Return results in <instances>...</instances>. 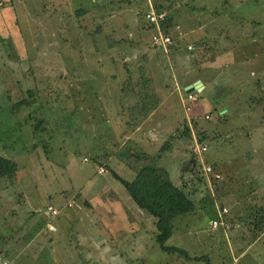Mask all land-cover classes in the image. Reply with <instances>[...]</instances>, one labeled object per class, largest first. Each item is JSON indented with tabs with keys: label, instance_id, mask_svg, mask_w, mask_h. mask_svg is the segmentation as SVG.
I'll return each instance as SVG.
<instances>
[{
	"label": "rangeland",
	"instance_id": "obj_1",
	"mask_svg": "<svg viewBox=\"0 0 264 264\" xmlns=\"http://www.w3.org/2000/svg\"><path fill=\"white\" fill-rule=\"evenodd\" d=\"M112 1L0 0V155L17 165L13 178H0V264H264V243L236 258L238 241L221 237L220 228L209 222L222 203L231 212L249 204L243 196L249 198L244 193L254 179L249 165L239 164L242 155L264 160V0H172L178 3L168 11L179 26L166 29L173 47L175 37H182L193 51L196 41L188 34L199 26L208 40L227 36L242 46L234 66L255 71L251 81L257 80L245 102L248 113L227 114L228 119H218L214 90L196 92L197 115L184 110L170 50H151L153 60L165 67L147 63L145 51L152 49L144 17L147 0ZM79 8L87 13L77 16ZM215 53L208 48L200 59L208 61ZM141 66L151 73L152 92L161 102L160 119L148 121L150 128L142 122L156 106L131 123L137 118L131 107L142 96ZM247 79L241 76L237 83L251 82ZM22 98L28 103L15 106ZM195 142L205 144L206 151L195 154ZM165 143L171 155L159 156L157 164L169 167L171 178L182 171L180 186L197 207L173 219L165 244L206 255L207 261L187 262L162 251L155 241V218L137 207L116 179H133L127 163L132 153L155 157ZM192 160L197 166L189 170ZM213 162L230 193L219 192L203 173L202 165ZM100 166L103 173L97 171ZM115 196L121 202L111 205ZM67 200L72 206L63 208ZM48 205L61 209L60 216L50 217ZM48 221L55 232L45 230ZM235 228L230 225L228 231Z\"/></svg>",
	"mask_w": 264,
	"mask_h": 264
},
{
	"label": "crops",
	"instance_id": "obj_2",
	"mask_svg": "<svg viewBox=\"0 0 264 264\" xmlns=\"http://www.w3.org/2000/svg\"><path fill=\"white\" fill-rule=\"evenodd\" d=\"M93 1H95V0H93ZM106 2L109 5L113 4L112 0H106ZM125 2H126V0H125ZM176 2L177 1L167 0V4L161 3V5L160 4L158 5L159 10L165 11L167 13V19L170 20V22L172 24L171 27H168L169 29L170 28L172 29L173 27L175 29L179 28L178 25H174V22H173L174 19L172 20V17L168 16V11L173 7L172 3H176ZM127 3H129V2L127 1ZM146 3H147V8L145 9L146 11L149 10L150 7H153L154 9H156V6L154 7L155 4H154V2H152V0H147ZM109 5H106V9H108L109 11H107L108 13H105V14H109L111 11L110 10L111 7H109ZM163 5H165V6L163 7ZM195 17L197 18V16H195ZM195 17H193V18H195ZM136 18H137V22L139 23L138 16ZM139 24H141V23H139ZM146 27L149 28L152 32L154 31L153 27L148 22L146 24ZM200 30H202V28L199 26L197 29L191 30L190 33L188 34V35L192 36L196 41V43L194 44V47L192 49L193 51H191V49L190 50L187 49V45L191 44L190 41H186V45H185V44H183V42H185V41L182 37H175L177 39V41H179V44H177V41H175L174 44H176V45H174V47L171 45V49H170V46L166 49L160 48V47H154L151 44V41H149V46H150L149 48L152 47V49L148 50L147 52L145 51L146 56H144V58H146V60L148 61L147 63L153 62L154 60L152 57L151 50L156 51L157 48H160L163 51H165L167 54H168V51L170 50L169 56L172 57L171 59H173L176 62V64H174V65L178 66V68L175 67L173 65V63H171V61L168 63V67L170 70H172L173 66H174L173 75H175V74L178 75L177 81H175L174 86H176V88H178L177 86L181 85V88H182L184 94L182 96L180 95V97H181L182 103L184 102V104H182V106H184L183 107L184 110H185V104H187L186 99H185V97H186L185 88L188 85L192 84L193 82L200 80L202 82V89H201L202 92L204 90H207V91L208 90H214L218 95L219 103L217 102V104H215V105L219 104L218 106H219L220 114H219L218 119H220V118L221 119H228L227 114L228 115L229 114H238L239 112H244L247 114L248 112L246 110L245 102L247 100H250L249 99L250 94H252V88L251 87H254L255 83L252 85H250V84L252 82L256 81L257 79L251 81L252 80L251 77H254L255 71H250V72L242 71L241 69L235 68V66H234L236 64L235 51L240 50L242 48V46H240L239 42L232 39L231 37L230 38H227V36L223 37V35H224L223 33H222L223 38H220V40H218V38H216L214 40H208L206 38V35L205 34L202 35ZM180 33H181V31L178 34H180ZM215 40H217V41H215ZM213 47H215L214 50L211 49ZM208 48L212 51H216V53L213 56L209 57L208 61L205 59L201 60L200 56H202L204 51H206ZM158 63H159V65H158ZM152 64H154V65L156 64L157 68H161V65H164V67H165V64H163V62H160V60H158L157 62L154 61L153 63H150V65H152ZM227 67H234L235 70L225 71V69H227ZM145 70H146L148 77L152 80L151 73L149 74L147 69H145ZM149 71H150V69H149ZM241 76H244V78L248 77V79L246 81H248V82L251 81V82H249L247 84L245 83V85L244 84L239 85V83H237V82H239ZM123 81H125V79ZM165 83H166V80H165ZM165 85H167V84H165ZM243 88H244V90H243ZM172 92L173 91H171V93ZM176 92L178 94V91H176ZM127 97H129V96H127ZM165 98H166V96H165ZM129 99H131V98H129ZM195 102L190 104L191 109L189 111L185 110L187 113L193 112V109H194L193 114L197 115V112H198L199 108H201V107L198 106V108H196V110H195V108H194L195 106H192ZM157 104L158 105L156 106V109L154 111H152L150 116L145 121L142 122V124H144L147 128H150V126H151V125H147L148 121H151V119H153L154 117L156 118L155 119L156 121L160 119V115H159L158 110H159V107L161 105V102L159 101ZM248 109H249V107H248ZM242 110H244V111H242ZM165 113L169 114L167 109L165 110ZM205 115H207V114H205ZM231 116H233V115H231ZM185 117L188 118V121H189V118H190L189 115H186ZM243 121H246V120H243ZM121 122L124 126L123 120ZM224 122H225V120H224ZM169 152H170V154H167ZM165 155H167V156L171 155V149L168 148L166 151L162 152L160 157H159V160L165 158L166 157ZM242 156L244 158L239 161V164H243L245 166L249 165L250 171H251L249 173L250 179L251 178L254 179V183L250 186V191L246 194L244 193V195L245 196L248 195L249 198L244 199V196H243V201L249 200V204H245L244 207H241V210H242L241 212H239L240 208L231 212V207L225 205V203H222L220 206L216 207L217 214H216L215 219L220 220V224L216 228H213L211 226V228H213V229L220 228L219 230H221L222 234H223V235H221V237L224 236L227 239L232 237L235 239L236 242L238 241L237 243L239 245H237L236 252H235V253H238L236 258H238L239 256H242V255H245L246 252L249 249H251L253 246L264 243V229H261L260 231H258L256 229V228H263L264 227V166H263L264 160H261L258 158H255V160H251L248 158L250 156H248V157H247V155H242ZM106 158L111 159L112 156L108 155V156H106ZM221 162H223V161L221 160ZM180 163H183V161L180 160ZM213 164H214V166H212V164H210V165L213 167L215 172L220 174V178L215 179L213 177H206L207 180L208 181H210V179L214 180L213 183H215L216 189L219 192H222V194H225L228 191L230 193L231 191L228 188V184L226 182L222 181V171L220 170V167L218 166V164L216 162H213ZM159 166L163 167L167 171L169 178L174 185H176V186L182 185V179H181V177H182L181 172L182 171L179 173V176L177 175V177L171 178V175L169 173V171H171V170L169 169V167L167 166L168 170H169L168 171L164 165L163 166L159 165ZM183 172H189V171L185 170ZM172 176H174V175H172ZM180 187H182V186H180ZM113 200H114V202H113ZM66 202H65V205L63 206V208L67 207ZM120 202L121 201H118L117 197H116V199H112L111 205H114V203L116 205H118ZM221 207H226L227 212L223 213V214H219V209ZM196 208L197 207L195 204V209ZM121 210H122V208H121ZM59 211L61 213V209H59ZM60 213L55 217L60 216ZM191 213H193V211H191ZM47 214H48V212H47ZM188 214H190V213H188ZM243 215L246 216L245 217L246 219H244ZM49 216L52 217L50 214H49ZM212 220H213V218H211L209 221L210 225H211ZM244 220L247 222L246 224L243 223ZM47 224H49V221L45 225V230L49 231V230H47ZM230 225H233L237 229L236 228L233 229V232L228 231ZM241 226H246L247 231H246V229L241 230V228H240ZM231 232H232V234H231ZM234 234H238V235H234ZM247 236L248 237L251 236V238L246 240L248 238ZM243 238H245V243H243V245H242V242H244V241H242ZM230 252H232L231 249H230ZM232 253H234V252H232ZM190 255L196 256L193 254H190ZM193 261L195 262L198 260H191V262H193ZM200 261H204V259H202ZM209 261H210V258H209ZM187 262H189V261H187ZM7 264H8V262H7Z\"/></svg>",
	"mask_w": 264,
	"mask_h": 264
},
{
	"label": "trees",
	"instance_id": "obj_3",
	"mask_svg": "<svg viewBox=\"0 0 264 264\" xmlns=\"http://www.w3.org/2000/svg\"><path fill=\"white\" fill-rule=\"evenodd\" d=\"M159 6H156V10ZM87 10L79 8L76 12L77 16L86 14ZM166 21L163 24L165 29H168L170 23ZM120 42V40H118ZM123 42V40L121 41ZM120 42V43H121ZM139 85L138 93H141L140 101L138 100L135 105L131 107L130 113H134L133 121L131 123L136 124L138 118L144 119L152 109L157 106V99L152 92V80L148 77L144 66L139 69L138 72ZM124 84H130L128 80L123 82ZM149 93L147 94V92ZM29 97L33 96L32 90H27ZM28 100L22 98L14 105L27 104ZM42 120H39V122ZM35 126H38L36 123ZM169 148V144H163L159 148V153L155 157H149L146 154H131V159L127 163L134 171L133 179L127 180L117 176V180L126 189L130 198L134 204L147 211L152 217L155 218V226L157 234L155 237L156 243L160 249L167 253H177L183 257L186 261L191 260H208L206 255L191 256L186 250L177 247L166 245V240L171 236L172 233V221L179 215L189 213L195 209V203L191 197L184 191V188L174 185L167 173V171L157 164V158L162 152ZM190 169L192 166L195 168L197 162L191 161ZM17 171V165L14 160L8 157L0 155V178L3 177H14ZM261 229H264L261 228ZM208 264V263H207Z\"/></svg>",
	"mask_w": 264,
	"mask_h": 264
},
{
	"label": "built area",
	"instance_id": "obj_4",
	"mask_svg": "<svg viewBox=\"0 0 264 264\" xmlns=\"http://www.w3.org/2000/svg\"><path fill=\"white\" fill-rule=\"evenodd\" d=\"M144 17H145V20L154 29V31L151 33V36H150L151 44L154 47H160V48H164V49L171 46L173 43V38L170 35V33L163 27V24L167 18V13L165 11L156 10L153 7H150V9L145 12ZM191 47H192L191 45H188L187 48L191 49ZM185 99L187 102V104H185V110L189 111L191 109L190 104L197 100L196 93L195 92L186 93ZM205 118H209V116L205 115ZM206 149H207V147L205 144L199 145L197 142L194 143L193 151L195 154L200 155L204 151H206ZM83 161H87V158L84 157ZM104 171L105 170L103 167L98 168V173H103ZM202 171L207 177H213L215 179L220 178V174L215 172L213 167L210 164H203L202 165ZM72 202H73L72 200H68L66 202V206L71 207ZM46 210H47L48 214H50L52 217H55L60 213L58 208H55L51 205H48L46 207ZM226 212H227L226 207H221L219 209V214H223ZM219 224H220V220L213 219L211 221V226L213 228H216ZM47 230L55 232L57 229H56L55 225L49 223V224H47ZM2 264H7V262L3 260Z\"/></svg>",
	"mask_w": 264,
	"mask_h": 264
},
{
	"label": "water",
	"instance_id": "obj_5",
	"mask_svg": "<svg viewBox=\"0 0 264 264\" xmlns=\"http://www.w3.org/2000/svg\"><path fill=\"white\" fill-rule=\"evenodd\" d=\"M202 89V82L197 80L185 88L186 93L189 92H200Z\"/></svg>",
	"mask_w": 264,
	"mask_h": 264
}]
</instances>
